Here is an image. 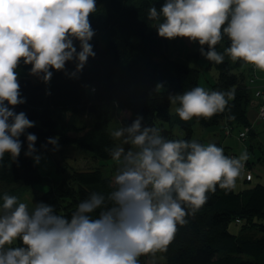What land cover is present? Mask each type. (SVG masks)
<instances>
[{
    "label": "clouds",
    "instance_id": "obj_1",
    "mask_svg": "<svg viewBox=\"0 0 264 264\" xmlns=\"http://www.w3.org/2000/svg\"><path fill=\"white\" fill-rule=\"evenodd\" d=\"M96 10V0H0V166L5 154L13 161L19 157V137L35 126L24 111L14 110L26 103L16 69L21 61L31 65L29 75L45 84L53 72L77 77L96 55L89 21ZM147 19L159 38L197 42L210 62L221 64L227 55L264 72V0H165L159 11L148 8ZM225 37L229 46L220 53L216 45ZM67 62L75 63L71 73ZM162 87L157 84L156 91ZM233 98V90L196 86L170 95L169 102L179 105L175 114L181 121H189L211 118ZM142 119L111 131L119 141L107 149L117 167L114 187L107 195L92 192L70 218L49 204L29 208L16 196L3 195L0 264H139L142 254L170 244L178 225L187 224L189 209L194 214L209 191L217 185L235 188L249 158L246 150L226 156L214 143L167 139L157 126H143ZM36 140L34 133L26 135L25 156L34 163L41 159L34 155ZM46 145L58 150V137Z\"/></svg>",
    "mask_w": 264,
    "mask_h": 264
},
{
    "label": "trees",
    "instance_id": "obj_2",
    "mask_svg": "<svg viewBox=\"0 0 264 264\" xmlns=\"http://www.w3.org/2000/svg\"><path fill=\"white\" fill-rule=\"evenodd\" d=\"M164 2L96 0L97 10L89 16L95 32L90 43L96 55L87 60L77 77L53 72L51 80L45 84L29 75L31 65L21 61L16 71L21 96L26 98V103L14 110L17 113L24 111L35 126L19 137L22 148L15 161L8 154L4 156L3 166H0V206L5 193L17 197L27 188L44 181L32 157L25 156L28 133L37 136L36 149L39 146L54 148L46 145V140L58 137V144H71L78 150L89 151L94 158L109 160L107 149L117 144L111 131L120 125L129 126L138 116L143 118V126H157L167 139L195 140L203 144L204 140L193 138L192 123L196 122L209 131L204 139L209 137L210 143L223 148L226 156L228 152L233 155L228 146L214 141V132L219 128L221 135L229 128L230 133L223 136L226 137L231 136L235 128L249 127V133L252 130L248 118L253 99L249 95V83L243 72H234V68L247 65L242 61L231 62L227 55L221 64L207 60V67L217 71L211 91H234V98L223 111L211 118L194 117L190 124L182 122L184 136L181 138L162 124L171 120L169 96L198 86L199 70L191 65L202 56L201 48L192 52L183 50L175 56L168 40L157 36L153 22L147 19V10L154 6L159 11ZM221 42L225 48L229 46L226 37ZM74 44L79 51V43ZM204 50L207 51L206 45ZM216 50L224 52V49ZM247 66L249 79L252 69L251 65ZM74 69V62L66 63V72L71 73ZM157 84L163 87L156 91ZM68 114L83 119L76 124L67 120ZM90 116L93 123H86L84 118ZM112 122L117 125L111 130ZM222 124L223 130L220 129ZM250 169V164L245 162L242 172L251 174ZM114 175L106 176L99 168H71L65 179L49 186L38 197L37 203L49 204L57 214L70 218L79 202L92 192L107 195L114 187ZM251 179V176L248 180L245 176L244 180ZM206 195L207 202L194 214L189 209L187 224L178 225L170 244L165 249L155 250L164 261H156L146 253L138 257L139 264H264V184L245 189L236 186L221 189L217 185L215 191ZM99 211L90 215L97 218ZM232 221L241 228L237 234L228 229ZM15 246H20L19 241Z\"/></svg>",
    "mask_w": 264,
    "mask_h": 264
},
{
    "label": "rangeland",
    "instance_id": "obj_3",
    "mask_svg": "<svg viewBox=\"0 0 264 264\" xmlns=\"http://www.w3.org/2000/svg\"><path fill=\"white\" fill-rule=\"evenodd\" d=\"M137 1V0H136ZM134 3H129V5H133ZM169 47H173V54L178 56L179 52H192L196 51L201 46L197 42L189 43V41L185 38H175L172 40H168ZM171 45V46H170ZM216 48L225 49L222 42H219L216 45ZM170 54V53H169ZM174 56V57H175ZM230 59V58H229ZM232 62V60L230 59ZM199 70L198 76V86L203 87L206 91H211L213 84L216 82L217 71L212 67H207V60L200 56L197 62L191 65ZM260 70L255 69V71H251V75L254 78L256 85L252 86L250 84L247 85L249 95L253 98V94L256 90H258L259 85H264V82H260L257 80L258 73ZM234 72H243L245 74L246 83H248V66L241 65L240 67L234 68ZM264 73V72H261ZM264 89V86H261ZM264 92V91H263ZM264 98V95H263ZM179 105L170 104V114L171 120L170 122H163V126L165 128H169L172 130L173 134L177 137H183L184 130L182 128V122L178 116L175 114V108ZM251 105L248 109L250 111ZM83 119V117L81 116ZM80 116L69 115L67 116V120L70 122H74L79 124L81 122ZM86 123H93V118L90 116L84 118ZM257 120V115L255 116L254 121L251 122L252 130L250 133L246 135L244 139H237L235 134L241 131V128H235L232 131L231 136L223 137L225 133L220 134L219 128L215 130L214 133L219 135L220 141H217L218 145L228 146L230 151L235 155H230V152L227 153L228 156L238 157L243 151H247L248 153V162L250 164L251 170V181H245V173L242 172V175L237 178L236 188L237 189H245L252 188L257 184H264V119L260 121ZM194 121L192 118L188 122V124ZM117 125V123L112 122V127ZM224 124H222L221 130L224 129ZM193 129V138L204 140L205 145L211 142L209 137H205V133H209L208 130L201 128L198 123H192ZM113 131V130H112ZM226 138V141H224ZM117 143L119 141L116 140ZM59 149L54 150V148L47 149L44 146H39L37 148V152L34 155H39L41 159L38 163H35L38 169V172L43 176L44 181L39 184H35L32 188H27L21 195L17 196L19 202H25L29 205V208L32 207L33 204L37 203L38 197L48 189L49 186L53 184L59 183L62 179H65L68 175V172L71 168L80 169V170H91V168H99L102 173L106 176L114 175L116 173L117 167L114 162L109 160H102L98 158H94L93 154L86 150H78L74 145L71 144H58ZM228 150V149H227ZM32 160L34 161L33 157ZM2 207V206H0ZM228 229L231 233L237 234L240 232L241 228L235 222H230L228 224ZM152 251L147 253L148 256L152 257L156 261L163 262L164 259L158 254V252Z\"/></svg>",
    "mask_w": 264,
    "mask_h": 264
},
{
    "label": "built area",
    "instance_id": "obj_4",
    "mask_svg": "<svg viewBox=\"0 0 264 264\" xmlns=\"http://www.w3.org/2000/svg\"><path fill=\"white\" fill-rule=\"evenodd\" d=\"M251 69L253 71H255V68L253 66H251ZM254 78L251 76L248 79V83L250 85H252L254 83ZM263 90L258 88V90H256L253 94V99L251 100L250 105L254 108H256V115H257V120L256 121H260L264 119V98H263ZM250 128L249 127H245L243 128L241 131L237 132V139H244L246 138L247 133H249ZM226 134L230 133L229 128L225 129ZM251 174L247 173L246 175V179L248 180L250 178Z\"/></svg>",
    "mask_w": 264,
    "mask_h": 264
},
{
    "label": "crops",
    "instance_id": "obj_5",
    "mask_svg": "<svg viewBox=\"0 0 264 264\" xmlns=\"http://www.w3.org/2000/svg\"><path fill=\"white\" fill-rule=\"evenodd\" d=\"M257 80L263 83V82H264V73H261V71H259V73H258V77H257ZM253 85L255 86L256 83L254 82ZM257 86H259V88L262 89V90L264 91V89L261 87V86H264V85H262V84H261V85L257 84ZM263 95H264V93H263ZM255 116H256V108L251 107L250 111H248V118H249V121H250V122L254 121ZM207 136H209V135H207ZM235 137L237 138L236 135H235ZM220 138H221V137H219V135L216 134V135L214 136V141H215V142H217V141H221ZM221 139L223 140V138H221ZM224 141H226V138H225ZM222 146H223V145H222ZM223 147H225V146H223ZM231 153H232V152H231ZM232 154L235 155L234 153H232Z\"/></svg>",
    "mask_w": 264,
    "mask_h": 264
}]
</instances>
